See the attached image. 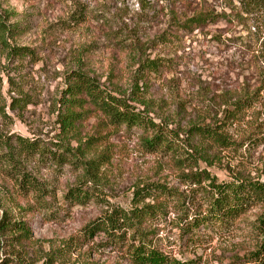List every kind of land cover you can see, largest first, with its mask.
<instances>
[{
	"label": "rangeland",
	"instance_id": "374dc122",
	"mask_svg": "<svg viewBox=\"0 0 264 264\" xmlns=\"http://www.w3.org/2000/svg\"><path fill=\"white\" fill-rule=\"evenodd\" d=\"M226 1L239 6L240 0L208 3L221 10ZM172 2L0 0L5 25H0V223L4 220L5 226L0 228V264H128L106 245L103 233L91 241L81 229L111 206L107 202L128 207L139 180L153 182L167 175L172 184L186 188L171 177L168 163L161 165L158 154L144 149L141 129L114 130L91 104L72 131H65L60 121L65 113L62 100L69 97V83L78 72L95 78L107 93L145 108L135 100L131 84L139 65L123 47L137 39L147 45L141 55L165 59L162 72L141 87L152 116L179 113L186 124L204 107H215L222 90L239 88L247 73L238 67L237 48L223 40L243 38L247 27L223 21L203 32H180L172 44L163 45L160 35L167 22L179 17L173 16L177 9ZM14 23L19 28L9 33L6 27ZM219 39L223 43L218 44ZM235 132L239 142L251 130L243 126ZM99 134L105 135L103 141L111 148V161L102 166L95 182L84 183L82 159L93 157L87 139ZM27 142H35L44 156L27 151L23 145ZM246 147L222 151V161L209 170L220 181L233 172L264 181V142L251 151ZM61 154L68 159L60 165L52 157ZM23 176L31 179L28 187L21 185ZM80 183L93 198L71 205L65 194ZM263 210L264 206H255L229 231L208 235L196 251L178 247L174 215L161 236L168 248L179 249V258L197 264H231L244 258L259 240L252 228ZM24 229L29 236L21 235Z\"/></svg>",
	"mask_w": 264,
	"mask_h": 264
},
{
	"label": "trees",
	"instance_id": "16d2710c",
	"mask_svg": "<svg viewBox=\"0 0 264 264\" xmlns=\"http://www.w3.org/2000/svg\"><path fill=\"white\" fill-rule=\"evenodd\" d=\"M209 1L173 0L172 5L177 9L173 10V16L179 17L167 22L166 29L160 35V43L172 44V39L178 37L180 32H203L207 27L223 21L225 25L247 27V34L243 38L223 40L237 48L235 54L240 59L238 67L247 74L240 84L237 83L238 89L229 87L222 90L215 107H204L186 124L182 123L179 113L164 116L163 112L152 116L150 100L143 99L141 87L147 85L151 76L162 72L165 59L160 55H141L145 53L147 45L139 39L123 47L133 53V59L139 65L131 84L135 100L145 108L134 106L129 98L107 93L99 87L95 78L84 72L74 74L67 91L69 97L65 95L62 100L65 113L61 114L60 121L65 131L74 129L85 115L86 105L91 104L114 130L122 126L130 130L141 129L144 149L158 154L161 165L168 163L173 169L171 177L175 176L180 185L186 187L181 189L172 184L167 175L153 182L139 180L134 184L128 207L107 202L111 206H107L103 214L81 229L85 239L91 241L97 234L103 233L106 245L121 253L128 264H197L194 260L179 258V249L168 248L164 244L161 231L173 215L172 226L177 230L178 247H192L196 251L211 233L229 231L255 206H264V181L260 178L233 172L228 180L220 181L209 170L216 161H222V151L234 146L235 149L241 148L242 144L247 146V151H251L264 142V0H240L239 6L234 1H226L221 10ZM2 19L0 15V25L5 28ZM18 28L19 24L14 23L6 30L12 33ZM217 41L218 44L223 43L220 39ZM231 69L234 71L236 68ZM187 109L185 107L183 112H187ZM243 126L249 127L251 133L237 142L234 139L238 135L235 131ZM104 137L99 134L87 139L93 157L90 160L82 159L84 183L95 182L102 166L111 161V148L103 141ZM23 145L29 152H39L35 142ZM39 153L44 156L42 150ZM63 155L58 158L54 155L53 161L61 165L62 161L68 159ZM21 181L24 182L21 184L23 187H28L31 179L23 176ZM89 192V188L80 183L68 188L65 197L71 205L85 204L93 198ZM257 217L252 229L255 231L254 237L259 240L244 258L237 257L231 264H264V210ZM4 227L3 220L0 228ZM26 231L24 229L21 235L29 236Z\"/></svg>",
	"mask_w": 264,
	"mask_h": 264
}]
</instances>
